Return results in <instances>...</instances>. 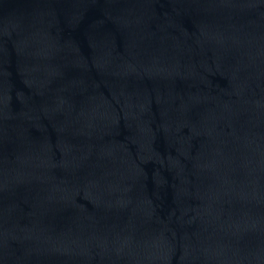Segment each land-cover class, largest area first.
Here are the masks:
<instances>
[{
  "label": "water",
  "instance_id": "1",
  "mask_svg": "<svg viewBox=\"0 0 264 264\" xmlns=\"http://www.w3.org/2000/svg\"><path fill=\"white\" fill-rule=\"evenodd\" d=\"M0 264H264V0H0Z\"/></svg>",
  "mask_w": 264,
  "mask_h": 264
}]
</instances>
